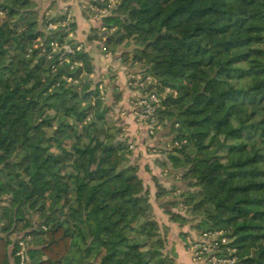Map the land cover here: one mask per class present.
Wrapping results in <instances>:
<instances>
[{
	"label": "trees",
	"instance_id": "1",
	"mask_svg": "<svg viewBox=\"0 0 264 264\" xmlns=\"http://www.w3.org/2000/svg\"><path fill=\"white\" fill-rule=\"evenodd\" d=\"M39 12L36 0H0L1 232L42 237L28 264H174L91 58L60 62L50 43L72 40L47 30L62 17ZM101 22L114 29L104 44L124 45L123 61L156 81L146 92L176 93L157 122L170 124L167 161L188 182L168 205L192 218L170 210L171 221L196 222L189 243L222 230L236 264H264V0H119ZM8 244L0 237V264Z\"/></svg>",
	"mask_w": 264,
	"mask_h": 264
},
{
	"label": "crops",
	"instance_id": "2",
	"mask_svg": "<svg viewBox=\"0 0 264 264\" xmlns=\"http://www.w3.org/2000/svg\"><path fill=\"white\" fill-rule=\"evenodd\" d=\"M52 1L55 2L54 5L51 4ZM42 6L41 14L51 15V18L59 14L63 7L69 6L75 20L72 39L81 44V50L91 58L93 72L88 75V78L94 84L103 85L105 104L111 109L110 115H114L119 123L120 137L117 139L120 141L129 140L127 144L129 152L124 157L125 165L136 167V174L142 180L144 189L148 193L154 220L160 233L166 235L165 253H175L174 264H184V259L187 257L192 260L187 240L195 237L194 231L189 229L190 224L182 225L173 222L168 215V211H174L168 205V202L173 201L172 194H175L173 191L182 192L188 188V182L181 178L182 171L172 169L167 161L168 154L174 146L171 126L167 123L157 122L156 128L150 134L146 126L136 122V111L139 110L136 101L156 81L148 76L145 77V81H141L144 80V74L140 65L123 61L122 53L128 51L124 45H120V48L115 52L113 49H109L112 44H103L105 41H103V36L107 37L114 29L103 31L101 22L94 21L91 15L79 8L76 2L46 0ZM94 35L102 37L98 40L89 39ZM99 77H102V79L100 78L102 81H99ZM140 84L144 87L140 88ZM156 182L166 191H170L168 197L156 198ZM4 200V197H0V207H3ZM21 236H25L21 229L13 233H2L0 230V237L9 242L7 247L8 264L12 263L13 241ZM27 237L28 250L33 251L40 248L41 236ZM185 252L188 255L186 257L184 256ZM27 257L30 263V255Z\"/></svg>",
	"mask_w": 264,
	"mask_h": 264
},
{
	"label": "built area",
	"instance_id": "3",
	"mask_svg": "<svg viewBox=\"0 0 264 264\" xmlns=\"http://www.w3.org/2000/svg\"><path fill=\"white\" fill-rule=\"evenodd\" d=\"M76 2L79 8L89 15L94 21H100L102 17L109 14L115 9L119 0H68ZM64 16L56 23L48 24V31L61 30L67 34V39H72L74 25V15L69 6L62 8ZM102 24V22H101ZM103 31H107L106 27L101 25ZM106 36H103V41ZM52 53H60L58 60L68 63L69 56H73L75 52L82 49V45L76 43L75 46L68 42L58 43L52 41L50 43ZM50 56H48L49 58ZM74 65H81L74 62ZM144 85L140 84V88ZM99 97L104 100V88L102 84H98ZM168 94H175L169 87H164L162 92H145L137 99L136 105L139 110L136 111V122L146 126L148 133L152 134L157 126V114L163 107V100ZM44 230L46 228H43ZM222 230L208 231L202 233L197 239L188 244V251L192 260L199 261V264H236V249L228 245V239L224 236ZM27 236H21L17 239L16 250L14 251L15 262L12 264H28L27 257Z\"/></svg>",
	"mask_w": 264,
	"mask_h": 264
},
{
	"label": "rangeland",
	"instance_id": "4",
	"mask_svg": "<svg viewBox=\"0 0 264 264\" xmlns=\"http://www.w3.org/2000/svg\"><path fill=\"white\" fill-rule=\"evenodd\" d=\"M36 2L38 3V6H39V13H40V15H42L41 14V10H43V3H45L46 2V0H36ZM46 15V14H45ZM60 17H63L64 16V12L61 10V12H59V14H58ZM114 31V30H113ZM111 33H113V32H111ZM70 40H72V44L73 45H75L76 44V42L73 40V39H70ZM93 44V43H92ZM103 44H104V42H103ZM90 46V45H89ZM120 48V46H117V45H112V46H110L109 47V49H113V51H117L118 49ZM42 55V57H44V58H46L47 57V55H45V54H41ZM102 79V77H99V81ZM142 78V77H141ZM146 79H142L141 81H145ZM102 81V80H101ZM145 83H147V82H145ZM94 84V83H93ZM138 88V87H137ZM161 92V91H160ZM176 94V93H175ZM174 94V95H175ZM169 95V94H168ZM107 98V97H106ZM103 102H104V104H105V101H106V99H104V100H102ZM106 105V104H105ZM107 118H108V120H107V125L108 126H110V127H114L115 129H120V128H118L119 127V123H118V120H117V118H114V115H110V113L108 114V116H107ZM119 132V131H118ZM119 134H120V132L118 133V135H117V137H120L119 136ZM124 142H125V144H128L129 143V140L128 139H125V140H123ZM175 146L177 145V143L175 142V144H174ZM126 155V154H125ZM126 163H125V160L123 161V165H125ZM65 181L63 180V183H64ZM173 191V190H172ZM170 192V191H169ZM175 194H172L173 195V197H176V196H178L179 194H180V192H176L175 190L173 191ZM170 195V193H168V195H166L165 197H168ZM81 196H82V194H80V198H81ZM0 197H4L5 198V200H4V204H3V212H6V213H8V210H9V205H8V199L5 197V196H0ZM79 198V199H80ZM181 209V210H180ZM174 211H177V212H179L181 215H183V216H185L188 220H191V218H192V216H188V214L186 215V213H185V211L183 210V208H179V209H177V208H174ZM208 212V210H207V208H205V207H203V208H201L198 212H197V215L198 216H203L205 213H207ZM33 216V220H35L36 219V221H37V219H38V217L36 216V214H34V215H32ZM176 223H179V222H176ZM195 223L196 222H189V223H187V224H190V227H189V229H191V230H193L194 232H193V234H194V236H196L197 235V233H196V230L193 228L194 227V225H195ZM222 227H226L225 225H222ZM161 234H163V233H161ZM134 236V238L137 240V239H139V235H137V234H134L133 235ZM189 241H190V239H188L187 240V244H189ZM184 256L186 257V256H188L187 255V253L185 252V254H184ZM174 257H175V253H174ZM188 258V259H187ZM186 259H184V264H199L198 262L199 261H195V260H191L190 259V257H187Z\"/></svg>",
	"mask_w": 264,
	"mask_h": 264
}]
</instances>
